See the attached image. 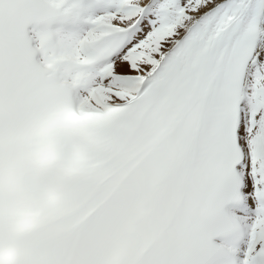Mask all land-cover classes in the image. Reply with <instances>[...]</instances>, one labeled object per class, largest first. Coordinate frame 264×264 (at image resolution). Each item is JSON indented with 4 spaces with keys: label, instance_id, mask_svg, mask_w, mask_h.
I'll use <instances>...</instances> for the list:
<instances>
[{
    "label": "snow or ice",
    "instance_id": "snow-or-ice-1",
    "mask_svg": "<svg viewBox=\"0 0 264 264\" xmlns=\"http://www.w3.org/2000/svg\"><path fill=\"white\" fill-rule=\"evenodd\" d=\"M0 264H264V0H0Z\"/></svg>",
    "mask_w": 264,
    "mask_h": 264
}]
</instances>
